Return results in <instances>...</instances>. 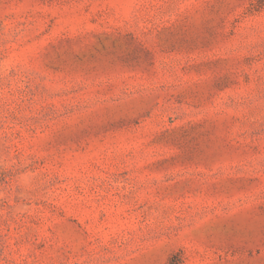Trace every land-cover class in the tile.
Here are the masks:
<instances>
[{"label": "rangeland", "instance_id": "374dc122", "mask_svg": "<svg viewBox=\"0 0 264 264\" xmlns=\"http://www.w3.org/2000/svg\"><path fill=\"white\" fill-rule=\"evenodd\" d=\"M0 264H264V0H0Z\"/></svg>", "mask_w": 264, "mask_h": 264}]
</instances>
